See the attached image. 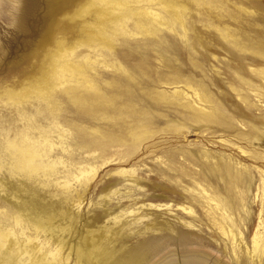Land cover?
Returning <instances> with one entry per match:
<instances>
[{"label": "rangeland", "instance_id": "obj_1", "mask_svg": "<svg viewBox=\"0 0 264 264\" xmlns=\"http://www.w3.org/2000/svg\"><path fill=\"white\" fill-rule=\"evenodd\" d=\"M0 234L12 264H264V0H0Z\"/></svg>", "mask_w": 264, "mask_h": 264}, {"label": "bare ground", "instance_id": "obj_2", "mask_svg": "<svg viewBox=\"0 0 264 264\" xmlns=\"http://www.w3.org/2000/svg\"><path fill=\"white\" fill-rule=\"evenodd\" d=\"M169 12H171L170 10H168ZM131 9H126V8H124L121 4H116V3H111V2H107V1H105L104 2V9L103 10H98L97 12H96V14H97V16L99 15L101 18H103V19H105V20H108V19H113V18H115V19H120V20H123L124 18H126V17H128V15L129 14H131ZM146 12V11H145ZM148 12V11H147ZM138 14H140L141 15V13H138ZM152 14H153V12H152ZM181 14V13H180ZM154 15H157L156 13L154 14ZM177 15H178V11H176V13H175V16L177 17ZM134 16V15H133ZM170 16V15H169ZM134 17H136V16H134ZM139 17V15L137 16V18ZM155 18H156V16H155ZM178 18V17H177ZM177 18H176V20H177ZM156 20H157V18H156ZM160 20H161V18H160ZM179 20V19H178ZM110 34H112V30L111 31H109V32H106V35H110ZM184 80V79H183ZM61 81V80H60ZM61 83V82H60ZM80 83V82H79ZM182 83V82H181ZM65 84V83H64ZM81 84V83H80ZM93 84V83H92ZM76 85V84H75ZM88 86V85H87ZM91 86V85H90ZM188 86V85H187ZM85 87V86H84ZM186 87V86H185ZM90 88V87H89ZM92 88V87H91ZM190 88V87H189ZM188 88V89H189ZM191 89V88H190ZM175 90V89H174ZM173 90V91H174ZM179 90V89H178ZM200 90V89H199ZM38 94H40V96H41V94H44L45 93V91H36ZM177 92V91H176ZM183 92H185L184 90H183ZM180 93V92H179ZM182 93H180V95H181ZM187 94V93H186ZM183 95V94H182ZM193 95V94H192ZM194 95H196V93L194 94ZM198 95V94H197ZM189 96V95H188ZM186 97V96H185ZM173 98H175V96L173 97ZM197 98V97H196ZM48 99V98H47ZM169 100V99H168ZM182 100V99H181ZM179 101V100H178ZM49 102V101H48ZM167 102V101H166ZM200 103V102H199ZM202 107V106H201ZM196 108H198V107H196ZM51 109V108H50ZM204 109V108H203ZM24 127V126H23ZM61 127V126H60ZM38 130V129H37ZM25 133V132H24ZM40 135V134H39ZM16 136V135H15ZM29 136H30V134H29ZM13 139H16V137L15 138H13ZM45 140V139H44ZM44 140H43V142H44ZM18 141V140H17ZM16 141V142H17ZM23 141V140H22ZM24 141H25V139H24ZM30 141V140H29ZM14 142H15V140H14ZM13 142V143H14ZM42 142V143H43ZM21 143V142H20ZM7 144V143H6ZM12 144V143H11ZM19 144V143H18ZM32 144V143H31ZM50 145V144H49ZM9 146H11L10 144H9ZM12 146H14V144L12 145ZM17 146H19V145H17ZM24 146V148H22ZM23 146L21 147V149H19L18 150V152H17V154L19 153L20 155V157L19 158H14L15 160H14V162H13V169L14 170H17V171H19V172H27L28 174L29 173H31L32 171H34V169H36V163H34L33 162V157L35 156V154L34 153H36V151H38V149H35V147L33 148L31 145H30V143L28 144V143H24L23 144ZM4 147V146H3ZM16 147V146H15ZM37 147V146H36ZM39 147V146H38ZM11 148V147H10ZM16 148H18V147H16ZM50 148V147H49ZM6 149V147L4 148V150ZM51 149V148H50ZM49 149V150H50ZM45 150H47V149H45ZM7 151V150H6ZM40 151V150H39ZM43 151V150H42ZM5 152V151H4ZM26 152V153H25ZM48 152V151H47ZM16 153V152H15ZM10 154H12L13 155V153H10ZM9 154V155H10ZM33 154V155H32ZM44 156H45V154H44ZM7 157V156H6ZM39 157V156H38ZM34 158H36V157H34ZM54 160V159H53ZM53 160H52V162H53ZM12 161H13V159H12ZM55 161V160H54ZM10 162V161H9ZM56 163V162H55ZM54 163V164H55ZM40 164V163H39ZM53 164V165H54ZM9 165V164H8ZM11 165V164H10ZM7 166V165H6ZM49 166V165H48ZM47 166V167H48ZM12 167V166H11ZM45 169H48V168H45ZM51 169H52V167H51ZM92 169V168H91ZM10 170V169H9ZM37 170H40V169H37ZM42 170V169H41ZM93 170V169H92ZM95 170V169H94ZM36 171V170H35ZM34 171V172H35ZM85 171V170H84ZM88 171V170H87ZM90 171V170H89ZM122 171H123V169H122ZM125 171V170H124ZM42 172V171H41ZM79 172H81L80 170H79ZM116 172V171H115ZM36 173V172H35ZM49 173H50V171H49ZM85 173V172H84ZM33 174V173H32ZM42 174H43V172H42ZM48 174V173H47ZM95 174H96V172H95ZM120 174V173H119ZM125 174V173H124ZM37 175V174H36ZM85 175V174H84ZM123 175V174H122ZM47 176V175H46ZM50 176V175H49ZM29 177V176H28ZM74 177V176H73ZM126 178V177H125ZM76 179V178H75ZM86 179V178H85ZM91 179V178H90ZM67 181V180H66ZM133 181V180H132ZM66 184H69L68 182H66ZM131 190V189H130ZM117 192V191H116ZM114 194V193H113ZM109 196V195H108ZM79 197V196H78ZM138 199V198H137ZM101 200V199H100ZM102 202V201H101ZM77 203V202H76ZM106 204V203H105ZM147 204H148V202H147ZM217 204V203H216ZM101 205H102V203H101ZM141 205H143L142 203H141ZM108 206V205H107ZM160 206H162V205H151L150 203H149V205H145V209H146V207H149V208H152V209H155V208H160ZM166 206V205H165ZM106 207V206H105ZM141 208V207H140ZM181 208V207H180ZM188 208H189V206H188ZM188 208H186V207H182V209H184L185 211H186V209H188ZM137 209H139V208H137ZM143 209H144V207H143ZM144 209V210H145ZM108 210V209H107ZM223 211V210H222ZM108 212V211H107ZM152 212V211H151ZM110 214H112L111 212H110ZM149 215H150V213H149ZM52 216V215H51ZM109 216V215H108ZM125 217V216H124ZM50 218V217H49ZM135 218V217H134ZM173 218V217H172ZM50 219H52V218H50ZM148 219V218H147ZM176 220V219H175ZM15 221V220H14ZM131 221V220H130ZM169 221V220H168ZM129 222V221H128ZM176 222H177V220H176ZM17 223V222H16ZM40 223V222H39ZM18 224V223H17ZM166 224V222L164 223V224H162L163 225V228L162 229H160V230H164V231H168V230H170V231H174L173 229H174V225L176 224V223H174V224H170V223H168V226H166L165 225ZM170 224V225H169ZM178 224V223H177ZM154 225H156V224H154ZM154 225H153V227H154ZM39 226L40 225H38V227L37 228H39ZM158 227V226H157ZM133 228V227H132ZM156 228V227H155ZM168 228V229H167ZM176 228V227H175ZM128 229V228H127ZM145 229H148V227L147 228H145ZM42 230V229H41ZM138 230V229H137ZM186 230V229H185ZM221 230V229H220ZM144 231H146V230H144ZM96 232V231H95ZM94 232V233H95ZM135 232V231H134ZM224 232V231H223ZM232 232V231H231ZM230 232V233H231ZM7 233L8 232H6V235H7ZM130 233V232H129ZM148 233V232H147ZM1 234H3L4 235V233H3V231H2V233ZM0 234V235H1ZM143 235V232H141V231H139V232H137V233H135V236H133V237H137V236H140V235ZM12 235V234H11ZM134 235V234H133ZM176 235H177V233H176ZM256 234H254V236H255ZM5 236V235H4ZM94 237V236H93ZM92 237V238H93ZM2 237L0 236V264H12L11 263V261L9 260V257H7V251H3L1 248H2V245H3V243L4 242H2V239H1ZM26 238V237H25ZM28 238H29V236H28ZM27 238V239H28ZM101 238V237H100ZM139 237H137V239H138ZM94 240H95V238H93ZM183 239V238H182ZM7 241V240H6ZM29 241H30V238H29ZM99 241V240H98ZM28 242V241H27ZM97 242V241H96ZM88 243V242H87ZM98 243V242H97ZM138 243V242H137ZM187 243V242H186ZM256 243V242H255ZM95 243H93V245H94ZM32 245V244H31ZM67 245V244H66ZM92 245V246H93ZM104 246V245H103ZM103 246H102V248H103ZM187 246V245H186ZM64 247V246H63ZM95 247V246H94ZM190 247V246H189ZM252 247V246H251ZM255 247H256V245H255ZM21 248V247H20ZM57 248V247H56ZM62 248V247H61ZM96 248H98V247H96ZM187 248V247H186ZM60 249V248H59ZM6 250V249H5ZM58 250V249H57ZM56 249H55V251H57ZM77 250V249H76ZM91 250V249H90ZM93 250H94V252H89V254L88 255H86V256H81L80 254H79V252H77L76 254H75V258H76V261L73 263V264H81V262L83 261V264H176L175 262H176V259H175V255L173 256L172 254H170V253H167V254H165L164 256L162 255L161 256V258L160 259H158L157 261H155V262H153V261H151V258H152V256H151V252H150V250H149V247H148V244H147V242H145V241H143L142 240V242H140L137 246H135L130 252H129V250H128V253H126V254H121V255H118L117 257H115L114 256V252H109L110 250H107V252L105 251V252H103V251H99V252H97V250H95V248H93ZM106 250V249H105ZM36 251H37V249H36ZM67 251V250H66ZM84 251V250H83ZM96 251V252H95ZM118 251H120V250H118ZM153 252V251H152ZM35 253V252H34ZM39 253H40V251H39ZM48 253V252H47ZM47 253H45V254H47ZM50 253V252H49ZM52 253V252H51ZM50 253V254H51ZM82 253V252H81ZM54 254V253H53ZM55 254H57V253H55ZM87 254V253H86ZM181 254V253H180ZM10 255V254H9ZM42 256V255H41ZM160 256V255H159ZM31 257V256H30ZM37 256H35L34 258H36ZM58 257V259H57V262L55 263V264H68L67 263V260L69 259V255L68 254H60L59 256H57ZM12 258H13V256H12ZM33 258V257H32ZM42 258V257H41ZM53 258V257H52ZM19 259V258H18ZM54 259V258H53ZM51 260V259H50ZM43 261V260H42ZM69 261V260H68ZM26 262V261H25ZM55 262V261H54ZM18 263V262H17ZM21 263V262H20ZM32 263L33 264H47V263H43V262H41V259L39 258L38 260H36V261H32ZM50 264V263H49ZM179 264V263H178ZM181 264H209V262L207 261V259H206V257H205V255L203 254V253H201V252H199V251H197V249L196 250H188V251H186V252H184V253H182L181 254Z\"/></svg>", "mask_w": 264, "mask_h": 264}]
</instances>
